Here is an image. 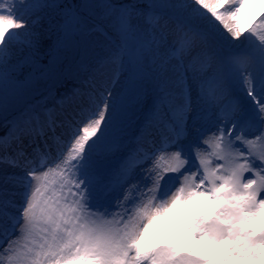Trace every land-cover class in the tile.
Masks as SVG:
<instances>
[{
	"label": "snow or ice",
	"instance_id": "obj_1",
	"mask_svg": "<svg viewBox=\"0 0 264 264\" xmlns=\"http://www.w3.org/2000/svg\"><path fill=\"white\" fill-rule=\"evenodd\" d=\"M247 3L189 0L186 7L194 17L207 21L208 27L190 21L168 31L163 26L141 28L131 23L134 12L142 13L136 12L135 6L114 5L109 0H80L73 5L57 0H11L9 4L0 0V110L19 89L17 75L24 64L43 63L52 47L46 34L35 28L38 20L29 23L33 10L51 9L59 17L56 28L64 41H71L98 12L115 17L118 33V42L106 61L111 70L101 83L93 81L86 102L77 105L73 115L54 114L52 109L25 111L12 122L8 134L0 136V165L19 167L25 173L24 177L12 174L3 178L5 183L22 180L23 192L19 205L0 201V264H264V148L254 159L246 156L245 163L226 170L227 174L210 170L201 160L202 174L198 170L185 174L176 165L164 175L145 177L157 192L152 197L155 203L144 205L139 215L150 221L175 212L182 221L180 235L203 245L199 249H185L159 237L146 240L147 224L136 223L134 216L117 219L111 215L118 212V202L109 207L113 189L104 169L106 158L120 151L117 133L131 125L133 110L144 102L149 82L154 98L136 139L155 122L177 161L186 159L205 139L191 90L184 93L179 119H169L172 93L162 56L169 41L174 51L187 54L189 67H193L200 86L196 102L218 109L219 124L213 130L220 141L216 146L234 130L243 133L256 126L259 134L255 140L240 135L235 138L243 139L249 154L257 142L264 145V34L257 33L252 23L247 27L235 23ZM149 7L164 9L169 5L150 3ZM208 14L227 30L231 40H240L250 30L259 44H252L242 54L225 52L235 46L223 34H212L215 25ZM260 22L264 26V19ZM148 23L152 24L151 16ZM20 38L26 47L14 54L23 60L10 65L12 43ZM241 70L249 100L234 98L231 109L225 110L222 102ZM186 71L179 83L184 82ZM205 84L212 88L207 96ZM226 146L231 148V139ZM36 161L41 166L30 167ZM245 172L256 178L248 177L242 184ZM168 173L178 175L165 180ZM173 179L179 182L170 186ZM199 197L217 207L189 215L187 208Z\"/></svg>",
	"mask_w": 264,
	"mask_h": 264
},
{
	"label": "rangeland",
	"instance_id": "obj_2",
	"mask_svg": "<svg viewBox=\"0 0 264 264\" xmlns=\"http://www.w3.org/2000/svg\"><path fill=\"white\" fill-rule=\"evenodd\" d=\"M67 1L68 5H73L69 1L74 4L77 2V0ZM10 2L11 0H4L5 4ZM39 2L50 3L51 0H39ZM92 2H96V0H92ZM114 3L112 4L135 6L136 12L142 14L138 15L134 12L131 16V23L141 28L163 26L168 31H175L183 23L190 21L198 23L202 27H208L207 21L194 17L186 7L189 0H114ZM150 3H165L169 7L153 9L149 7ZM96 15L97 23L103 24V29H99L96 23H87L81 31L73 34L71 41L62 39L60 42L58 38L62 37L56 28L59 17L51 9L38 8L29 13V23L38 20L35 28L46 34L52 47L49 49L47 60L40 64L25 63L18 73L19 89L5 108L0 110V136L8 134L13 122L11 120L17 119L14 115L21 113L26 108L27 105L24 103L37 98L39 99L35 111L52 109L54 114L73 115L77 105L86 102L90 86H95L93 81H95V84H99L107 76L111 68L106 61L118 42L116 19L112 16H105L103 12H98ZM149 16L152 19L151 25L148 23ZM208 19L215 25V28L211 29L212 34L214 36L223 34L235 46L232 49H224L225 52L242 54L250 50L252 44H259L258 37L252 35L250 30L246 31L240 40H231L227 30L214 18H211L210 14H208ZM262 19H264V0H248L235 23L243 27H247L249 23H252L257 33L264 34V26L260 22ZM229 22L232 23V21ZM22 40L23 38H20L12 43L8 57L10 65L20 63L23 60L20 55L14 54L18 53L21 48L26 47ZM176 47L178 48V45ZM162 56L167 62L168 70L165 75L169 80L168 90L172 93V111L169 112V119H179L181 108L185 103L184 93L191 90V101L193 106L197 107L200 112V123L206 134L205 139L199 142L200 147L198 149H193L186 159L180 161L173 159L174 154L163 142V133L157 131L158 125L155 122L154 126L142 138L137 140L136 135L139 126L147 119L154 98L151 83L146 84L144 102L133 110L131 125L123 133H117L121 137L120 151L108 156L104 164L105 177L110 181V186L113 189V194L109 198V207H113L118 202V212H113L111 215L116 216L117 219L120 217L127 219L134 216L136 217V223L147 224L148 230L144 234L146 240L159 237L171 243L179 244L185 249H199L203 245L190 236L180 235L182 221L175 212L166 213L150 221L139 215V211L144 205L150 202L155 203L152 197L157 192L152 181L145 177L154 176L157 173L164 175L169 167L176 165H179L181 172L185 174L197 170L202 174L201 160L207 162L210 170L227 174L226 170L236 167L237 164L245 163L246 156L248 159H254L264 148V145L257 142L255 150L249 154L248 147L243 139L237 140L235 138L236 135H240L255 140L259 134V127L256 126L243 133L234 130V134L231 137L225 135L223 137L224 143L217 147L216 145L220 141L213 136V130L217 129L219 124L217 120L218 109L215 105L207 102H196L195 93L199 92L200 86L193 67H189L187 54L174 51L172 41H169L164 46ZM185 70L187 71L184 82L179 83ZM243 76L242 70L237 73L229 97L222 102L225 110L231 109L235 102L234 98L241 101L249 100L243 84ZM204 87L207 96L212 92V88L207 84ZM78 92H83L84 96L74 95ZM216 136H219V131H216ZM229 139H231V148L226 146ZM217 153H219V156ZM34 164L35 162L30 167H34ZM40 166L41 164L35 167ZM14 169L17 172H22L23 177L25 176V173L19 167L0 165V201H13L16 205H19L22 203L23 181L17 179L5 183L3 179L13 173L12 170ZM177 175L168 173L165 180H168L169 176L176 177ZM248 177L256 178L252 176V173L245 172L241 177V183H246ZM178 182L177 179H173L169 181V185L174 186ZM161 183L163 184L164 181H161ZM261 195H264V193ZM216 207L215 204L199 197L187 208V213L189 215H199ZM9 208L11 211H15L11 205H9Z\"/></svg>",
	"mask_w": 264,
	"mask_h": 264
},
{
	"label": "trees",
	"instance_id": "obj_3",
	"mask_svg": "<svg viewBox=\"0 0 264 264\" xmlns=\"http://www.w3.org/2000/svg\"><path fill=\"white\" fill-rule=\"evenodd\" d=\"M127 1V0H126ZM78 2H80V0H77V2L76 3H78ZM110 2H112V3H114V0H110ZM57 3H60V4H67L68 3V1L66 0H58V2ZM69 3H71V4H74L73 2H70L69 1ZM115 4V3H114ZM68 5V4H67ZM90 23H96V25L98 26V28L99 29H103V24H100V23H97V15H96V13H93L92 14V16H91V18L89 19V21H88V24H90ZM58 41H62V38H58ZM25 105H27L26 106V109H28L27 111H29V109H31V107L32 106H35V104H33V103H27V104H25ZM26 111V110H25Z\"/></svg>",
	"mask_w": 264,
	"mask_h": 264
},
{
	"label": "bare ground",
	"instance_id": "obj_4",
	"mask_svg": "<svg viewBox=\"0 0 264 264\" xmlns=\"http://www.w3.org/2000/svg\"><path fill=\"white\" fill-rule=\"evenodd\" d=\"M15 170V169H14ZM12 170L13 171V173H11V174H9V176L10 175H12V174H15L17 177H22L23 176V174H20V173H17V172H15V171H17V170Z\"/></svg>",
	"mask_w": 264,
	"mask_h": 264
}]
</instances>
